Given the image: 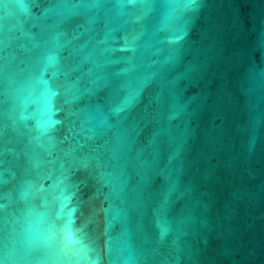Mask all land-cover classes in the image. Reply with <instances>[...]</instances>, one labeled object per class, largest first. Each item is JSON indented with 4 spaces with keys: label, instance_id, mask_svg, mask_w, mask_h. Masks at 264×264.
Segmentation results:
<instances>
[{
    "label": "water",
    "instance_id": "water-1",
    "mask_svg": "<svg viewBox=\"0 0 264 264\" xmlns=\"http://www.w3.org/2000/svg\"><path fill=\"white\" fill-rule=\"evenodd\" d=\"M0 264H264V0H0Z\"/></svg>",
    "mask_w": 264,
    "mask_h": 264
}]
</instances>
